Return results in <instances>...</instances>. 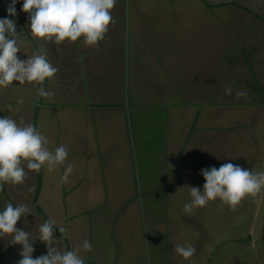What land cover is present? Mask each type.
<instances>
[{
    "label": "crops",
    "instance_id": "obj_1",
    "mask_svg": "<svg viewBox=\"0 0 264 264\" xmlns=\"http://www.w3.org/2000/svg\"><path fill=\"white\" fill-rule=\"evenodd\" d=\"M168 1L164 0V3L168 4ZM8 2L11 0H0V19L5 18L3 9ZM22 2L17 0L15 5L17 15L14 18L20 28L17 34L27 36L31 44L21 46L18 57L26 60L41 47L45 49L47 59L58 72L42 86L55 95L41 98L37 95L41 85L26 83L24 90L20 84L17 87L19 82L15 81V87L0 88V118L5 113L17 122L23 119L36 127L31 121L32 115L25 119L23 104L16 101L18 98H23L24 102L28 98H35V103L44 101L50 110L47 125L39 131L47 138L44 128H50L52 136L48 146L53 151L60 145L71 150L75 140L84 139L87 143L92 135L90 137L85 129L98 123V138L90 141L92 147L94 141L98 145V165L92 164L94 157L85 162L96 165L98 175L88 169L92 177L83 187L81 176L73 170L68 181L62 183L60 177L69 164L73 169L85 165L79 162L80 153L73 150L69 152L72 157H67L64 165L54 171L49 172L46 167L41 169L37 204L47 219L58 213L61 215L56 225L66 227L68 232L60 247L73 250L87 238L82 218L85 210L79 206L80 199L85 196L84 189L90 193L95 189V197L98 188V209L101 205L105 209L98 211V237L94 233L88 240L101 241L98 260L82 255L84 251L80 255L85 264H120L128 260L127 250L119 254L113 244L120 241L123 234L117 224L118 216L136 196L132 179L134 158L138 157L144 168L153 165L161 171L155 178L154 187L149 183L144 187L148 196L165 184L170 191L169 198L174 194L173 189L181 190L178 194L183 205L191 200L188 186L203 191V169L247 160L242 156L247 152L244 143L233 154L229 152L231 130L239 128L241 122L234 125L237 123L235 116L240 112H232L228 104L264 102V0L208 1L202 6V12L206 13L150 17L135 14L133 5V13H125V0H117L111 10L114 22L96 47L85 46L82 39L56 45L32 38L28 14L21 10ZM143 4H149V0H143ZM166 21L184 23L174 32L170 31L173 25L167 30L164 25L163 29L158 28V22ZM229 85L233 91L226 95L225 88ZM237 90L246 91L247 98L236 99ZM81 130L83 139L77 136ZM167 164L171 166L169 171L165 169ZM36 178V173L29 171L22 185H3L0 211L7 203L14 206L24 203L30 212H36L33 205ZM176 182L181 185L171 184ZM53 199L61 205L58 207ZM257 199L258 207L264 201V190ZM240 206L243 209V204ZM228 208L216 199L205 207L194 209L191 214H203L207 230L199 234L195 226L194 230L183 227L186 230L183 238L187 240L190 235V239L183 244L170 241L166 256L159 261L171 264H264V217L261 224L250 226L255 232L248 234L247 241H204L208 234L213 238L226 236L228 228L224 223L229 217ZM181 212H184L183 207ZM215 214L224 221L217 226L212 223ZM36 216L25 220L23 226L34 232V236L39 227L37 220L42 219ZM189 243L196 252L192 258L184 260L175 253L174 247ZM5 245L16 248L11 255L13 258H22L20 245ZM91 245L94 251V242ZM6 246L1 245L0 259L12 254ZM34 248V258L47 254L46 246L39 240ZM13 258L9 257V260L14 261Z\"/></svg>",
    "mask_w": 264,
    "mask_h": 264
},
{
    "label": "clouds",
    "instance_id": "obj_2",
    "mask_svg": "<svg viewBox=\"0 0 264 264\" xmlns=\"http://www.w3.org/2000/svg\"><path fill=\"white\" fill-rule=\"evenodd\" d=\"M16 3L17 0H11L7 8L10 16L17 15ZM116 3L117 0H23L21 10L28 14V28L34 39L56 45L82 39L85 46L96 47L114 22L111 10ZM18 37L15 21L0 19V88H8L14 81L20 85L35 83L41 85L37 91L39 97L47 99L54 96V92L42 85L46 79L55 76L58 68L47 59L43 47L27 56L26 60L19 59L17 53L21 52L22 41ZM232 91L230 85L225 88L226 95H231ZM247 95L246 91L235 92L236 99L247 98ZM16 103L23 104V98H18ZM48 145L49 140L33 124L23 119L17 122L9 116L0 118V191L5 184L22 185L29 171L39 173L46 167L51 172L64 165L69 155L67 146L60 145L53 151ZM73 170L71 164L65 168L60 177L62 183L68 181ZM201 174L205 180L203 191L188 186L191 200L183 205L186 214L216 199L231 211H236L246 198L255 199L264 190V171L253 172L239 165L224 163L219 168L203 169ZM29 213L30 209L24 203L16 206L7 203L0 211V239L7 238L9 244L21 246L19 255L22 258L17 264H85L80 253L92 251L88 240L73 250H62L61 241L68 229L57 227L51 217L39 225L36 236L17 228L18 221ZM56 229L61 234L59 238L54 234ZM37 240L46 246L47 254L34 258ZM174 251L184 260H189L196 248L190 243L178 244Z\"/></svg>",
    "mask_w": 264,
    "mask_h": 264
},
{
    "label": "rangeland",
    "instance_id": "obj_3",
    "mask_svg": "<svg viewBox=\"0 0 264 264\" xmlns=\"http://www.w3.org/2000/svg\"><path fill=\"white\" fill-rule=\"evenodd\" d=\"M208 1L215 0H169L168 4L166 2L164 3V0H149V4H143V0H125V13H133L131 5H133L135 8V14H144L145 16L149 17L153 15L158 16L170 14L178 15L186 13H206L202 12V6L203 2L207 3ZM155 23L156 22H153L152 24L156 25ZM158 23V28L161 29L162 25H164L166 30L171 25H173L170 31L174 32L179 30L178 26H182L184 22L177 23L176 21V23H169L166 21ZM22 34L25 35L24 33ZM18 40L22 41L20 47L31 44L30 39L27 36H22L21 34L19 35ZM17 56H19V52L17 53ZM14 83L15 81L13 82L12 87H15ZM22 86L24 90L27 87L25 84ZM17 87H19V83L17 84ZM34 100L35 98H28V100L23 103V113L25 119H29V114H31V121L33 120L34 123H36V128L40 130L42 127L47 125L48 112L50 109L49 105L44 101L35 103ZM228 105L230 106V110L232 112H240L235 116V121L237 123L234 125H239V122H241V126L239 128L237 127L231 130L229 141L232 144V147L229 152L233 154L234 150H238V148L242 147V143L246 145L247 149V152L245 151L242 155L247 158L246 161L244 160L241 162L231 163L234 165H239L245 169L252 170L253 172L264 171V102H231ZM256 105H258V107ZM33 114L38 115L33 117ZM4 116H6L5 113L3 117ZM97 126L98 123H95L94 125L87 126L88 129H85L86 133L90 137L92 135L91 138L89 137L90 140L87 143H84V139L82 138L84 135L83 131H79L77 136L83 140H75L73 146L71 147L72 149H68L69 152L75 150V153H80L79 162L82 164H85L87 160H90L92 157H94V163L92 162V164L98 165V145L94 141L95 145L92 147L90 143L93 138H98L96 131ZM44 131L48 135L47 139L49 140V144H51L50 136H52V132H49L50 128L46 127L44 128ZM92 153H94V156H92ZM68 157L72 156L68 155ZM168 164L165 165V169H168L169 171L171 166H168ZM133 166L135 170L132 179L136 189V196L134 199H132L133 201H131L125 208V211L118 216L117 224L120 225V230H122L123 234L120 241H115L113 248H117L119 254H122L127 250L128 260L125 262L122 261L120 264H171L168 261H159V259H163L166 256L170 246V241L183 244L185 241L190 239V235L187 240L186 238H183V234H186V230L183 229V227H191L194 230L193 226H195L196 230L199 229V234H201L203 230H207V227L204 226L205 222L202 220L203 214L200 212H195V214H186L181 212L183 204L181 203V196L178 194V192H181V190L173 189L172 192H174V194H172V197L169 198L170 191L167 189L165 184H163L161 188L158 187L155 190H152V196H148L144 191V187L148 183L154 187L153 185L156 183L155 178L160 175L161 171L157 170L158 167L153 165H146L144 168V166L141 164V160H139L138 157L137 159L134 158ZM88 169H93L98 175V167L96 165L91 166L85 164L74 167V173L76 175L79 174L78 176H81L80 183L83 187H86L89 184V179L92 177L87 172ZM32 177L35 179L34 176ZM46 177L50 178L49 173H46ZM29 178L30 176L28 177V180ZM53 182H55V178L53 179ZM51 184L52 182H50V185ZM171 184L181 185L180 182ZM84 190L85 196L80 199L79 206L85 210L82 218L86 228V240H89V238H91L94 233L98 237V211H102L105 209V207L101 205L98 209V188L96 189L95 197H93L95 189H93L91 193L88 189ZM166 190L167 193L165 194ZM26 200L28 201L27 198ZM70 200H72V198ZM258 200L259 199L257 198L253 199L248 197L242 202L243 209H240L241 206H238L236 211L230 210L229 212L228 208L229 217L226 223H224V226L228 228L226 236L224 238H213V236L208 234L204 241H247L248 234L255 232L251 230L252 227L250 226H252V224H261L263 222L264 201L257 207ZM52 202H56L58 207L61 205L56 199H53ZM171 204L174 207H171ZM135 207L136 210L133 209ZM35 213L39 215L37 212L32 210L26 217H22L17 223V228L23 229L25 220L29 221L31 216H36ZM217 215L219 214H215L214 220H212L213 225L216 226L219 224V222H224L219 220ZM59 216L61 215L58 213L55 217H53L57 225L59 224L57 221ZM42 219L39 218L37 220L39 225L44 222ZM25 231H29L33 236L35 235V233L31 230ZM223 231H226V229H223ZM191 241L193 240L191 239ZM197 241L201 240L198 239ZM9 242L10 240H7V238L0 239V249L2 244L6 246L5 244H9ZM89 242H94V251L84 252L82 255H87L92 260H98V246H100L99 244L101 241ZM6 249L7 251H12V254L9 253L0 259V264L3 262L6 264H15V262H18L19 260L11 256L13 255V252L15 253L16 248H14V246H6ZM9 257L13 258L14 261H10Z\"/></svg>",
    "mask_w": 264,
    "mask_h": 264
},
{
    "label": "trees",
    "instance_id": "obj_4",
    "mask_svg": "<svg viewBox=\"0 0 264 264\" xmlns=\"http://www.w3.org/2000/svg\"><path fill=\"white\" fill-rule=\"evenodd\" d=\"M37 175V180H36V190L33 196V205L34 208L36 210V212L43 218L44 221L47 220V217L45 216V214L41 211V209L39 208L38 204H37V194L39 191V187H40V183H41V179H40V173H36ZM55 233L58 234V236H60L61 234L59 233V231L55 230Z\"/></svg>",
    "mask_w": 264,
    "mask_h": 264
},
{
    "label": "water",
    "instance_id": "obj_5",
    "mask_svg": "<svg viewBox=\"0 0 264 264\" xmlns=\"http://www.w3.org/2000/svg\"><path fill=\"white\" fill-rule=\"evenodd\" d=\"M9 4H10V3L8 2L7 5L5 6V8L3 9L4 17H5V18H8V19H12V20L15 21V24H16V31H17V33H19V32H20V28H19V26H18V24H17L15 18H14L13 16H10V15L8 14L7 8H8V6H9Z\"/></svg>",
    "mask_w": 264,
    "mask_h": 264
}]
</instances>
